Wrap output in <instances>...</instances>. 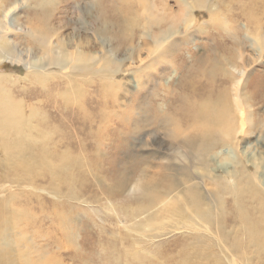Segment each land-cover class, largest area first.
<instances>
[{"label": "rangeland", "instance_id": "rangeland-1", "mask_svg": "<svg viewBox=\"0 0 264 264\" xmlns=\"http://www.w3.org/2000/svg\"><path fill=\"white\" fill-rule=\"evenodd\" d=\"M2 1L11 2L9 24L16 26L17 22H23L19 19L27 18L29 7L21 5L27 3L25 0ZM101 1L72 0L68 5L56 6L51 24L63 43L73 39L83 52H105L114 59L120 72L109 74V81L92 77L81 69L65 79L59 91L49 95L51 102L44 103L40 97V106L38 93L47 89L43 82L29 72L22 74L23 69L10 62L0 65V73L10 77L0 88L5 87L9 96L22 104L20 111L25 117L32 118L30 125L20 131L24 146L16 144L21 138L0 133V143L4 142L0 145V212L8 219L0 226V254L6 252L11 257L10 264H182L185 258L187 264H264L263 257L249 258L229 252L235 237L230 228L223 229L228 236V243L223 245L210 230L200 228L196 219H192L193 226L189 227L166 220L162 228L154 229L141 225L144 217L137 220L128 217L138 207L136 203L143 200L138 185L148 179L149 163L173 164L176 160L171 157L175 155L194 161L191 171L195 179L176 176L177 182L183 178L179 189L184 188L190 195L193 191L187 190L186 184L199 185L214 218L226 217L228 209L237 213L234 205L237 193L230 188L236 183L232 178L234 164L226 162L225 171L214 167L211 179L206 181L201 174L203 168L195 169L194 157L185 156L182 149L168 139L165 141L154 122L169 117L181 93L192 95L193 88L183 91L181 86L185 82L191 85L190 80H194L185 75L190 68L200 75L206 65L210 67V60L216 63L225 60L238 74L236 77H242L243 92L257 98L250 107V120L256 117L264 125V0ZM112 7L122 10L120 18L113 15ZM127 7L132 8V13L124 10ZM102 9L105 19L99 22ZM22 24L26 27V23ZM114 24L131 40L119 44L122 37L114 35ZM174 31L177 33L167 37V33ZM18 36L0 42L5 52L13 51L12 47L19 43L15 40ZM154 39L172 43L164 58L154 53L148 56V51L154 48ZM144 41L149 45H144ZM25 47L26 44L19 45L21 50ZM203 58L208 63L202 65ZM200 77L202 81L208 79ZM234 81L226 85L228 89ZM52 102L71 107L74 113L86 103L88 115L90 112L95 117L102 113L100 130L93 127L72 132L69 128L73 121L62 126L60 118L53 114ZM31 108L37 109L38 115L32 116ZM72 118L77 119L75 115ZM63 129L70 145L58 142L66 138L60 132ZM256 136L257 131L252 132L230 152L240 159L245 153L252 156L251 160L244 157L248 164L244 166L246 175L257 172L264 179V138L256 143L253 142ZM49 137L50 143H42ZM227 150L219 148L217 152L224 154ZM10 156L18 158L11 160ZM217 156L212 162L219 161ZM7 158L11 162L3 167ZM182 164L183 161L177 160L172 167ZM256 188L264 192V186Z\"/></svg>", "mask_w": 264, "mask_h": 264}, {"label": "bare ground", "instance_id": "bare-ground-1", "mask_svg": "<svg viewBox=\"0 0 264 264\" xmlns=\"http://www.w3.org/2000/svg\"><path fill=\"white\" fill-rule=\"evenodd\" d=\"M25 1L27 3H22L21 5L29 7V10L26 11L27 18H21L19 20L26 23V27L23 26V22H17L16 26L9 24L8 16L11 15V8L8 6L11 5V2H4L0 0V18L3 17L2 20L0 19V42H4L6 37L20 35L17 39H15L16 41H19V43L12 47V52H5L0 44V65H5L6 62H10L13 66L23 69L22 74L29 72L31 73V77L36 76L37 79L43 82L47 89L38 93L39 98L37 99L40 106V97L44 99V103L51 102L52 100L48 98L49 95L59 91L61 86L64 84L65 79H67L73 72L85 69L92 77L101 80L105 79L104 81H109V78H111V75L109 74H113V72H120L117 69V66H115L114 59L107 56L105 52L100 51V54H89V51L87 53L83 52L80 50L81 48L75 46L73 39L71 42L63 43L60 38L57 37L55 32L57 31V28H53V25L51 24L53 21L51 17L54 15V12H56L55 7L68 5L72 0ZM30 1L33 3H29ZM101 2H99V4L102 6L103 2ZM139 4H141V2H139ZM129 7L124 10L132 13V8ZM113 9V15L120 18L122 16V10ZM103 10L104 9H102L99 15V22L102 20L104 21L105 19ZM147 12L148 9L146 8V13ZM134 14L135 13H133V15ZM82 17L83 16H81V18ZM117 18H115V21H118ZM114 26L115 29H112L114 35H120L122 37V41L120 40L119 44L126 43L131 40L127 33H124L123 31L120 32L118 25L116 26L114 24ZM102 28L100 29V32L103 31ZM128 31L130 30L128 29ZM175 33L177 32L174 31L172 33H167V37H169L170 34L173 36ZM166 39H154L152 44L154 45V48L152 50V45L149 47L152 51H148V56L154 53L156 56L164 58L167 52H169V50L171 51L170 47L172 46L170 41L169 45L165 43ZM143 43L146 46L149 45L145 41ZM20 44H26L25 50H21V48H19ZM72 45H74V49L70 50ZM259 53L261 52L259 51ZM207 61L208 60H204L203 58L201 62L202 65H204L203 63H208ZM209 62L210 67L209 65H206L205 69L202 72L200 71V75H198L197 70L193 71L191 68L185 73V75H189L188 77L193 78L194 80H190L189 84L191 85H188L185 82L181 86L183 91L186 88H193L192 95L181 93L180 97L177 96L174 101L175 105L173 106V111L170 113L169 117L163 116V120H153H156L154 123L157 124L158 130H162L161 133L164 136L165 141L168 139L170 144L175 145L178 149H182L185 156L190 157L189 155H192L194 157L196 164L195 169L197 168V170H199V168H203L204 172L201 174L206 177V181L211 179L212 176L210 171H212L214 167L216 169L217 167L220 169L224 168L225 171L227 169V166L225 165L226 162L231 165L234 164L232 167L235 172L233 176H231L236 183H234V188H230L234 191V193H237V199L236 202H234V205L236 204L235 208H237V213L228 209L229 214L226 217L214 218L209 210V205L207 207L205 205V192L201 193V187L199 185L194 183L190 184L189 182L186 184V189L188 190L190 188L191 192L193 191L190 195L186 194L184 188H180V190L179 187H181L180 183L183 182V178L182 180L180 178V182L178 181V183L176 176L177 179L178 176L186 177L188 179L194 177L192 174L193 172L191 171L194 161H190L189 159L184 158V156L183 159H181L179 156L175 155V157H171V159L176 160L173 161L174 163H176L177 160L183 161L182 165L175 166V168L172 167L174 163L164 164L158 161H155V163H149L150 175L148 179L143 180L138 185L142 192L141 196L143 200L140 198V204L136 203L138 207L131 211L130 216L128 217H131L132 219L136 218V220L137 217H144L145 220L141 223V225L153 226L154 229L162 228L161 225H163L166 220H171L172 222L174 221V223H179L182 226L185 225L189 227L193 226V223L191 222L192 219H196L195 221L200 228L210 230V232L217 238L216 241L223 245L228 243V236L223 233V229L230 228L233 230L235 237L233 238V242L229 245V252H234L240 256H247L249 258H251V255L254 257L264 258V192L260 190L257 191L256 188L264 186V179H262L257 172H255L257 175H246V169L244 166H248V164L247 161L244 160V157H248L249 160H251L254 159L252 156L245 153L244 157L240 159L238 157H233V154L230 152L232 147H236L235 145L238 143L244 142L252 132L257 131L258 134V137L256 136V139H254L253 142L257 143L260 139L264 138L262 131L264 130L263 123L261 124V122H258V118L256 117L255 119L253 118V121L250 120V117L252 116V110L250 107H252V104L257 100V98L254 95H246V93L243 92L242 77H236L238 74L233 70L234 68L230 65V62L225 60L221 63H216L212 60ZM215 65L221 66L216 67ZM113 69L115 71H111ZM156 74L157 73L154 75ZM200 76L207 77L209 80L205 79L202 81ZM196 78L197 80L195 81ZM9 79L10 77L0 73V85L8 82ZM18 79H20V77H18ZM51 79L52 81H48ZM233 79H236V81H234L233 86L230 85V89H228L226 85L232 83L231 80ZM194 82L196 83L193 84ZM224 87L226 89H224ZM5 89V87L0 88V133L6 132L12 134L13 137L21 138L20 131L30 125L28 122L29 119L32 118L25 117V115L20 111L22 104L16 102L13 97H10ZM258 93L261 94L260 92ZM90 102L91 101L89 100L88 105ZM176 104L178 105L176 106ZM85 108H87V104L83 103L79 105V108L75 110L76 113H74L71 112V107L67 108L61 104L52 102V109H54V111L52 110L53 114L55 117L60 118L59 123L62 126L66 122L73 121L71 127L69 128L72 132H74L75 129L79 131L84 128H89L91 130L93 127L100 130L104 120L101 115L102 113L99 112L98 115L93 117L90 112L89 115L88 112L86 113L87 109L85 110ZM36 110L35 108H31L30 114L32 116L38 115V111ZM40 110H42V108H40ZM72 110L74 111V109ZM61 111L66 112L64 113ZM47 113L50 114V112ZM72 115H75L77 119L74 120L75 118H72ZM136 130H139V127ZM60 132L66 135V131L64 129ZM44 133L50 135L45 130ZM66 139L67 135L66 138L59 139L58 142L70 145L71 142L66 141ZM47 142L50 143V137L42 140V143ZM2 144H4L3 141L0 145ZM16 144L24 146L23 139L21 138L16 142ZM247 144H249L248 141ZM248 146L250 147L251 145L249 144ZM219 148H227L229 150L223 151L224 154H222L221 152H217ZM215 156L219 157V161L212 162V158ZM9 158L14 160L18 157L10 156ZM9 158L3 162V167H6L8 163L11 162ZM237 166H239L238 170H236ZM213 171H215V169ZM216 176L218 178L219 173ZM213 177L215 179V176ZM57 178L58 177L55 179ZM167 178H171L173 181L168 180ZM224 188H226L225 185ZM158 189H160V191ZM230 201L231 198L226 199L227 203ZM7 221L8 219L6 216L0 212V226L2 224H6ZM180 225L176 227H179ZM127 256H129V254ZM179 256L182 255L180 254ZM186 260L187 259L185 258L182 264H187ZM8 261H11V257L6 254V252L0 254V264H7ZM114 261L116 262L117 259Z\"/></svg>", "mask_w": 264, "mask_h": 264}]
</instances>
